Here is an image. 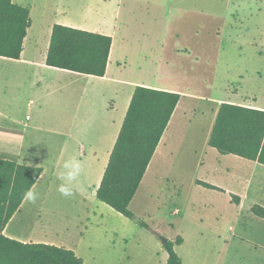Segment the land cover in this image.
<instances>
[{"label":"rangeland","instance_id":"374dc122","mask_svg":"<svg viewBox=\"0 0 264 264\" xmlns=\"http://www.w3.org/2000/svg\"><path fill=\"white\" fill-rule=\"evenodd\" d=\"M27 1V7H35V29L45 23L50 27V16L65 8L74 28L111 31L117 42L119 80L172 87L192 99H183L185 116L175 119L170 144L153 158L130 207L134 220L103 203L97 204L104 209L97 210L75 195L63 197L55 185L36 205H27L8 232L28 243L56 246L83 240L86 264H166L163 239L175 242L182 237L185 243L177 252L185 264H219L221 251L214 243L227 226L219 215H234L237 209L228 195L209 192L195 182L228 185L220 176L213 177L210 167L207 133L218 106L243 99L241 104L264 105V0ZM53 99L43 111L26 107L14 117L30 116L35 122L62 114L51 104ZM95 101L101 110L111 104ZM232 259L238 261L237 256Z\"/></svg>","mask_w":264,"mask_h":264},{"label":"crops","instance_id":"0c3cea01","mask_svg":"<svg viewBox=\"0 0 264 264\" xmlns=\"http://www.w3.org/2000/svg\"><path fill=\"white\" fill-rule=\"evenodd\" d=\"M13 2L27 7L28 1L13 0ZM28 8L31 16L35 7L30 5ZM55 11L56 13L50 16L52 25L48 28L46 23L43 27L41 25L36 29L33 28L31 19V28L20 60L0 57V159L43 169L39 181L33 187L39 196L35 205L40 202L44 194L48 195L52 192V187L61 183L59 175L64 171L63 163L66 160L72 157L81 160L83 171L78 180L73 183L75 198L82 204H93L99 210L102 206L97 203L102 202L97 198V190L101 185L137 86L119 80L117 77L119 56L117 42L111 31H94L113 38L105 77L87 76L48 66L47 54L54 25L75 27L68 18L69 13L65 8H57ZM138 86L150 87L147 84ZM154 89L180 92L172 87ZM179 94H181V101L154 157L163 153L170 144L172 138L170 131L175 125V119L182 120L185 116L183 99L189 96L181 92ZM50 97L55 98L51 104L61 108L62 114H48L35 122H32L30 116L26 120H18L14 117L15 113L20 112L22 108L26 110V107L29 110L37 106L40 111H43L44 104ZM95 99H99L102 103L111 100L110 107L103 106L101 110ZM243 101L245 100L236 105L264 111V105H261L259 101L253 103L254 105L243 104ZM220 106L213 114V120L208 129V142ZM211 149L212 176H220L228 185L220 187L217 183L215 185V182L210 184L223 188L226 191L224 194L228 195L230 203L237 209L234 215H219L227 222V226L216 234L219 240L214 243L217 250L221 251L222 259L219 264H264V219L255 217L251 212L252 207L256 205L264 207V165L235 155H221L217 150ZM153 161L149 166L151 168ZM231 193L240 196L239 205L233 203ZM27 205L31 207L33 203L24 200L19 212L13 216L5 228L6 237L28 243L26 241L29 239H21L16 233L7 230L22 210L28 207ZM101 218L104 220L103 216ZM184 243L183 239L182 245L175 248L176 252ZM58 247L74 251L86 264L83 240ZM195 247L197 251L201 250L200 244ZM232 251L235 255H232ZM233 256H237L238 261H232ZM180 258L182 259L181 256ZM168 259L169 254L166 264ZM182 261L185 264L183 259ZM194 264L208 263L195 262Z\"/></svg>","mask_w":264,"mask_h":264},{"label":"trees","instance_id":"16d2710c","mask_svg":"<svg viewBox=\"0 0 264 264\" xmlns=\"http://www.w3.org/2000/svg\"><path fill=\"white\" fill-rule=\"evenodd\" d=\"M30 9L13 0H0V57L20 60L31 28ZM113 46L111 36L54 25L47 65L74 73L105 77ZM181 101V94L137 86L101 185L100 202L127 219L134 220L130 207L147 174L169 123ZM209 146L221 155H235L264 165V111L222 103ZM42 168L0 159V264H84L72 250L43 243H23L4 235L5 228L19 212L25 192L33 188ZM208 190L223 188L197 180ZM234 204L240 196L230 194ZM252 214L264 219V207L254 206ZM182 237L168 241L167 264H183L176 252Z\"/></svg>","mask_w":264,"mask_h":264},{"label":"clouds","instance_id":"9594fccd","mask_svg":"<svg viewBox=\"0 0 264 264\" xmlns=\"http://www.w3.org/2000/svg\"><path fill=\"white\" fill-rule=\"evenodd\" d=\"M63 169L64 171H62L59 175V180L61 183L58 185L57 191L63 197L68 198L74 195L73 183L80 177L83 171V164L81 160L72 157L63 163ZM23 198L25 201L34 204L36 203L39 196L33 188H30L25 192Z\"/></svg>","mask_w":264,"mask_h":264},{"label":"water","instance_id":"95a60500","mask_svg":"<svg viewBox=\"0 0 264 264\" xmlns=\"http://www.w3.org/2000/svg\"><path fill=\"white\" fill-rule=\"evenodd\" d=\"M168 242L167 239H163V244L165 245Z\"/></svg>","mask_w":264,"mask_h":264}]
</instances>
